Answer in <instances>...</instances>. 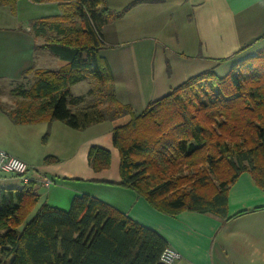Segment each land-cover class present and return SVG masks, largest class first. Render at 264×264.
<instances>
[{
    "label": "trees",
    "instance_id": "trees-1",
    "mask_svg": "<svg viewBox=\"0 0 264 264\" xmlns=\"http://www.w3.org/2000/svg\"><path fill=\"white\" fill-rule=\"evenodd\" d=\"M29 1L58 3V14L36 19L32 31L44 39L37 48L65 63L58 69H34L32 87L12 91L17 95L13 107L0 102L13 124L61 121L83 130L130 115L128 123L112 132L120 184L161 212L224 215L226 191L241 172L248 170L259 184L264 182V48L223 77L206 70L188 78L136 115L116 98L112 71L101 55L102 28L147 0H133L121 10L109 9L105 0ZM0 5L14 10L16 0H0ZM88 78L94 87L74 95L71 86ZM211 117L222 120L216 122L218 132L211 129ZM200 155L209 175L192 183L187 176L174 177L194 168ZM110 158L109 149H89L95 170L108 167ZM185 181L188 188L179 190L176 185ZM208 184L211 192L204 190ZM34 185L0 186V264H163L160 255L168 245L155 230L88 194L74 196L67 210L45 203L37 207Z\"/></svg>",
    "mask_w": 264,
    "mask_h": 264
},
{
    "label": "crops",
    "instance_id": "crops-1",
    "mask_svg": "<svg viewBox=\"0 0 264 264\" xmlns=\"http://www.w3.org/2000/svg\"><path fill=\"white\" fill-rule=\"evenodd\" d=\"M131 1L105 0V5L121 10ZM58 12L55 1L16 0L14 10L0 5V82L18 83L27 69L47 68L42 65L54 55L37 48L43 37L35 35L32 23ZM102 42L116 98L138 115L188 78L206 70L227 71L264 48V0L143 1L106 23ZM89 83L87 90L94 86ZM130 118L76 130L61 121L13 124L0 110V150L25 161L34 170L30 175L38 172L50 179L48 186L34 185L37 207L45 203L67 210L74 196L88 194L159 233L180 254L175 264H264V182L259 184L248 170L241 172L226 191L224 215L161 212L120 184L112 132ZM91 146L111 151L108 167L93 168ZM22 184L14 174L0 172V186Z\"/></svg>",
    "mask_w": 264,
    "mask_h": 264
},
{
    "label": "rangeland",
    "instance_id": "rangeland-1",
    "mask_svg": "<svg viewBox=\"0 0 264 264\" xmlns=\"http://www.w3.org/2000/svg\"><path fill=\"white\" fill-rule=\"evenodd\" d=\"M4 8L7 9L8 7H4ZM41 9H42V11H44L45 7H42ZM9 22L13 23L12 20H10ZM43 43H44V39H43ZM239 61H241V60H239ZM239 61H237L236 63H238ZM236 63H234V64H236ZM62 64H64V61L62 59L54 56L49 63H46L45 65H42V66L50 68V69H58ZM37 68H41V67H37ZM34 69H36V68L33 67L32 71L25 73V76L18 83H9L8 84L7 82H0V102L2 103V105L6 106L7 108H11L14 106V102L17 99V95L14 94L12 91H14V89H16L18 86H21L22 88L32 87V85L34 84L35 79H36V73H35L36 70H34ZM229 70L230 69H228L227 71H223V70L219 69L217 71V73H215V74L218 77H223V76L227 75ZM88 83H89V81L84 80V81H81V82L77 83L76 85L72 86L71 87L72 93L73 94H82V93L86 94L85 90H87ZM92 84L95 85L94 82L89 83L90 86H92ZM210 119L212 120V123H210L211 129L214 132H218L216 122H219L220 118L211 117ZM220 121H222V120H220ZM247 133L251 134V129H248ZM238 135H235L234 137L237 140L241 141L242 138L237 137ZM248 138H249V136L247 137L246 141H248ZM243 145L245 146V143ZM144 157L147 158L148 156L145 155ZM202 158H204V156H201V155L198 156V158H196V160L194 161V162H197L198 165L196 164L194 166V168H191V169H187V168L183 169L181 172L176 173L174 175V177L179 178V177L187 176L190 178V183H192L193 179H200V177H203V173H207L209 175V167L201 162ZM260 164L262 165L263 163H260ZM211 176H212V180H214L213 174H211ZM190 183L185 181V182H179L177 185L175 182L173 184L176 185V187L180 186L181 188L179 190H184L185 188H188L187 186ZM184 184L186 187L184 186ZM201 187H203V186H200L199 189ZM212 189L213 188L210 184H208L204 188V190H207L208 192H211Z\"/></svg>",
    "mask_w": 264,
    "mask_h": 264
},
{
    "label": "built area",
    "instance_id": "built-area-1",
    "mask_svg": "<svg viewBox=\"0 0 264 264\" xmlns=\"http://www.w3.org/2000/svg\"><path fill=\"white\" fill-rule=\"evenodd\" d=\"M33 171L25 161L0 150V172L12 173L19 177L22 183L40 182L44 186L50 184V179L41 173L36 172L34 176L30 175ZM179 258L180 254L171 246H166L160 255V261L163 264H175Z\"/></svg>",
    "mask_w": 264,
    "mask_h": 264
}]
</instances>
